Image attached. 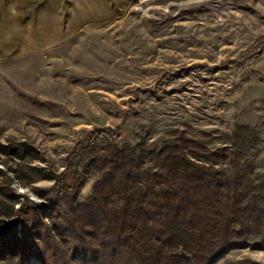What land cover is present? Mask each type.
<instances>
[{
    "label": "rangeland",
    "instance_id": "obj_1",
    "mask_svg": "<svg viewBox=\"0 0 264 264\" xmlns=\"http://www.w3.org/2000/svg\"><path fill=\"white\" fill-rule=\"evenodd\" d=\"M240 125L255 144L212 155ZM97 128L120 130L148 169L165 144L199 141L210 155L197 161L239 168L264 208V0H0V221L13 203L50 204L40 191ZM252 263L264 264L255 233L213 264Z\"/></svg>",
    "mask_w": 264,
    "mask_h": 264
},
{
    "label": "trees",
    "instance_id": "obj_2",
    "mask_svg": "<svg viewBox=\"0 0 264 264\" xmlns=\"http://www.w3.org/2000/svg\"><path fill=\"white\" fill-rule=\"evenodd\" d=\"M121 137L117 129L92 130L70 151L53 184L40 191L50 204L27 199L16 210L10 206L16 216L7 213L0 221V264L32 258L38 264H191L181 252L193 264H213L254 233L264 240V208L239 168L227 174L197 161L210 154L185 137L159 149V168H143L134 146L117 144ZM99 138L112 144L99 146ZM228 139L233 150L211 154L235 158L257 138L252 127L240 125ZM24 152L19 145V156ZM90 169L100 175L93 193L78 200ZM7 190V183L0 184V191Z\"/></svg>",
    "mask_w": 264,
    "mask_h": 264
},
{
    "label": "water",
    "instance_id": "obj_3",
    "mask_svg": "<svg viewBox=\"0 0 264 264\" xmlns=\"http://www.w3.org/2000/svg\"><path fill=\"white\" fill-rule=\"evenodd\" d=\"M184 256H185V258L191 263V264H193L192 263V259H191V257L189 256V255H186L184 252H181Z\"/></svg>",
    "mask_w": 264,
    "mask_h": 264
}]
</instances>
